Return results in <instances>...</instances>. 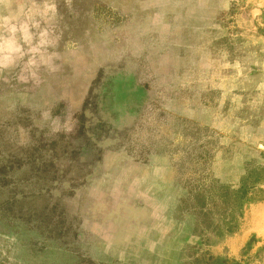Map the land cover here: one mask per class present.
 <instances>
[{
  "label": "rangeland",
  "instance_id": "rangeland-1",
  "mask_svg": "<svg viewBox=\"0 0 264 264\" xmlns=\"http://www.w3.org/2000/svg\"><path fill=\"white\" fill-rule=\"evenodd\" d=\"M0 264H264V0H0Z\"/></svg>",
  "mask_w": 264,
  "mask_h": 264
}]
</instances>
